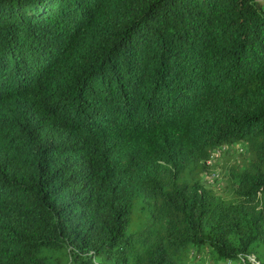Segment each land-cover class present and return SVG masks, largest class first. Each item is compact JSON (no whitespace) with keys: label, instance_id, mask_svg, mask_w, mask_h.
I'll list each match as a JSON object with an SVG mask.
<instances>
[{"label":"trees","instance_id":"16d2710c","mask_svg":"<svg viewBox=\"0 0 264 264\" xmlns=\"http://www.w3.org/2000/svg\"><path fill=\"white\" fill-rule=\"evenodd\" d=\"M237 143L225 199L199 174ZM189 249L224 264L264 249V3L0 0V264Z\"/></svg>","mask_w":264,"mask_h":264},{"label":"rangeland","instance_id":"374dc122","mask_svg":"<svg viewBox=\"0 0 264 264\" xmlns=\"http://www.w3.org/2000/svg\"><path fill=\"white\" fill-rule=\"evenodd\" d=\"M264 3V0H259ZM218 150V149H217ZM216 150V151H217ZM212 153L210 159L207 161L205 170L199 174L203 184L211 188L213 192L225 199L231 198L232 191L227 178L230 167L235 166L248 157V152L240 143L219 149L218 153ZM214 172V176H210V172ZM149 210L147 203L142 199H136L133 203V208L130 216V224L127 227V233L130 234L141 228L148 217ZM264 258V249H258L257 253H252L250 256L258 259L257 256ZM64 261V260H62ZM260 261V260H259ZM261 262V261H260ZM73 264V263H69ZM185 264H224L222 261L217 260L214 256L210 255L208 251H196L189 249L188 256L186 257ZM227 264H238V260L230 261Z\"/></svg>","mask_w":264,"mask_h":264},{"label":"built area","instance_id":"2783aa9c","mask_svg":"<svg viewBox=\"0 0 264 264\" xmlns=\"http://www.w3.org/2000/svg\"><path fill=\"white\" fill-rule=\"evenodd\" d=\"M226 147H229V145H227V144H225V145H222V146H220L219 148H218V150L219 149H224V148H226ZM216 151V153H218L219 151ZM214 153V152H213ZM210 176H214V172L213 171H211L210 172V174H209V177ZM246 258H248V260L250 261V262H252L253 264H260V262L259 261H256L255 260V258H253V257H251V256H246ZM244 261V259L243 258H239V260H238V264H242V262ZM228 262H230V261H228ZM227 262V263H228Z\"/></svg>","mask_w":264,"mask_h":264}]
</instances>
